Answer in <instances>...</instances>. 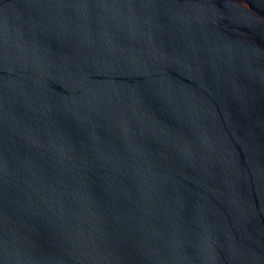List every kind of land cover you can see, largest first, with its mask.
<instances>
[{"label":"water","instance_id":"95a60500","mask_svg":"<svg viewBox=\"0 0 264 264\" xmlns=\"http://www.w3.org/2000/svg\"><path fill=\"white\" fill-rule=\"evenodd\" d=\"M0 264H264V0H0Z\"/></svg>","mask_w":264,"mask_h":264}]
</instances>
